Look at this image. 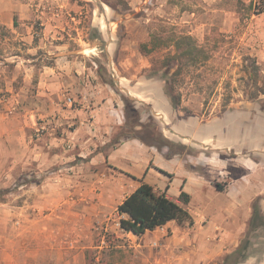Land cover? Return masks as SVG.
Segmentation results:
<instances>
[{"label": "rangeland", "instance_id": "rangeland-1", "mask_svg": "<svg viewBox=\"0 0 264 264\" xmlns=\"http://www.w3.org/2000/svg\"><path fill=\"white\" fill-rule=\"evenodd\" d=\"M110 1L119 3L122 15L100 0H0L1 239L16 241L24 224L48 214L43 193H56L55 204L59 193L74 198L77 188L73 182H63L62 163L51 162L64 156L80 160L76 155L88 146L73 147L78 131L89 136L95 129L92 111L102 100L115 117L121 116L118 106L123 112L122 97L135 100L145 95L149 103L157 100L165 108L159 118L163 135L184 143L185 153L193 159L204 152L228 161L232 179L237 177L231 163L244 160L246 166L261 169L264 177V95L248 99L242 73L244 59L252 57L264 75V12L259 10L264 0ZM161 29L189 34L212 53L204 67L182 76V100L175 111L160 82L145 79L152 63L164 53L144 57L139 52L149 34ZM95 31L101 39H91ZM48 77L61 86L51 89V97L46 95ZM226 97L229 106L222 113ZM144 103L139 110L146 121L152 108ZM67 110L83 112L75 118L65 114ZM120 131L113 144L120 142ZM58 138L63 139V147L51 146L52 139L57 142ZM257 182L264 190V181ZM251 195L244 193L236 210L245 224L237 239L220 241V230L212 227L217 236H207L203 244L179 237L168 247L165 239L170 231H165L147 243L142 254L97 218V248L86 251V264H107L109 256L123 264L125 260L127 264H220L244 238L253 201L261 198L264 211V194L250 201ZM85 218H79V223ZM114 218L118 222L115 213L111 221ZM201 219L203 225L209 224L207 218ZM81 237L83 244L88 239L85 231L76 230L70 240ZM253 243L244 264H264V233Z\"/></svg>", "mask_w": 264, "mask_h": 264}, {"label": "crops", "instance_id": "crops-1", "mask_svg": "<svg viewBox=\"0 0 264 264\" xmlns=\"http://www.w3.org/2000/svg\"><path fill=\"white\" fill-rule=\"evenodd\" d=\"M48 78L46 86L49 93L46 95L51 97V89H59L61 86L56 80ZM146 98L142 95L135 100L142 104H151L152 114L162 118L165 108L159 106V103H149ZM107 104V101L102 100L96 105L92 111V128L95 129L88 133L89 136L81 134L82 130L78 131L76 143L73 145L75 148L88 146L87 149L91 153L85 154L87 149L82 150L81 154L76 155L80 159L76 162V157L72 156H64L51 162L62 163L63 182H73L77 188V193H73L74 198L69 200L70 193H59L61 197L55 204L56 193H43L44 207L48 214L43 219L30 220L24 224L16 241L0 238V264H86V251L97 248L94 243V222L97 218L101 219L117 238L126 237L129 248H133L138 254H142L143 247L158 240L165 231H170V235L165 239L168 247L172 243L175 244L179 237L186 242L198 241L203 244L205 239H208L207 236H217L212 227L220 230V241L225 238L237 239L239 232H244L245 224L236 210L244 193H252L250 201L264 194L257 182L264 181L261 169L250 168L245 165L244 160L238 159L231 163L237 177L232 179L228 161L216 159L204 152L193 159L190 154H171L166 148L157 150L137 139L120 140L113 144L117 131L123 127L125 120L121 107L118 106V109L122 117H115V113L107 108ZM82 112L67 110L64 113L78 118ZM52 142L51 146L63 147V139L58 138L57 142L52 139ZM229 178L227 185H221L223 180ZM141 182L149 184L157 192L165 193L174 201L179 198L181 192L188 194V211L193 223L184 225L170 222L141 237L122 231L117 208ZM262 185L264 186L263 183ZM114 213L118 222L115 218L111 221ZM83 216L86 218L83 223H79V218L82 219ZM250 216L251 210L246 221ZM201 217L207 218L209 224L203 225ZM232 224L238 227H233ZM76 230L85 231V237L88 239L83 244V237L79 240L76 238L75 245L74 240H70ZM55 231L59 233H54ZM211 231L213 232L210 233ZM76 236L78 237L77 234ZM9 241L13 244L8 243ZM114 257L109 256L107 264H123L120 258ZM141 261L145 260L141 258ZM125 262L127 264L128 261Z\"/></svg>", "mask_w": 264, "mask_h": 264}, {"label": "trees", "instance_id": "trees-1", "mask_svg": "<svg viewBox=\"0 0 264 264\" xmlns=\"http://www.w3.org/2000/svg\"><path fill=\"white\" fill-rule=\"evenodd\" d=\"M100 1L107 5L113 13L120 12L118 10L119 3H113L110 0ZM259 10L264 12V2L261 3ZM91 39H101L100 33L95 31ZM139 52L144 57L151 56L156 52L164 53L160 59L152 63L145 79L160 82L163 95L174 111L181 105L182 95L179 83L182 76L189 74L191 70L196 71L204 67L212 58L210 49L199 44L193 36L176 33L172 30L165 32L164 29L152 31L149 34L148 42L139 46ZM244 61L247 62L244 63L242 69L245 76L243 79L247 87L246 95L250 100H257L264 95V75H261V69L255 58L246 57ZM113 83L110 79V86ZM122 101L124 103L125 122L121 128L118 141L120 139H137L144 145L155 147L157 150L166 148L171 154L188 152L184 143L163 135L159 118L152 113L146 121L143 120V114L139 110L140 105H143L142 103L125 97H122ZM151 102L158 103L157 100ZM228 106L229 98L226 97L223 100L221 112H226ZM261 202V198L253 201L244 238L234 250L223 258L220 264H244L251 256L254 239L264 233V211ZM189 203L190 197L184 192H181L179 198L174 201L168 198L165 193L157 192L149 184L141 182L140 186L127 196L117 208V214L120 217V229L141 237L147 232L166 226L170 222L192 224L193 220L188 211Z\"/></svg>", "mask_w": 264, "mask_h": 264}, {"label": "built area", "instance_id": "built-area-1", "mask_svg": "<svg viewBox=\"0 0 264 264\" xmlns=\"http://www.w3.org/2000/svg\"><path fill=\"white\" fill-rule=\"evenodd\" d=\"M67 101H68L69 104H71V99H68ZM159 229H160V228H159ZM154 245H156V243H155Z\"/></svg>", "mask_w": 264, "mask_h": 264}]
</instances>
